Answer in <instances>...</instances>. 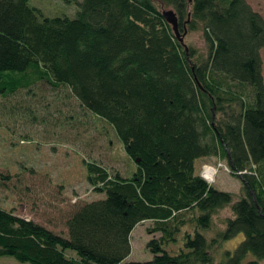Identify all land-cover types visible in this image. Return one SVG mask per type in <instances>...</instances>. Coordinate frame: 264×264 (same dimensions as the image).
<instances>
[{"label": "trees", "instance_id": "trees-1", "mask_svg": "<svg viewBox=\"0 0 264 264\" xmlns=\"http://www.w3.org/2000/svg\"><path fill=\"white\" fill-rule=\"evenodd\" d=\"M72 2V0H69ZM76 16H46L30 0H0V95L37 81L65 84L108 121L135 161L123 177L86 161L103 199L78 207L68 235L0 206V257L32 264H219L264 260V17L246 0H74ZM179 18L183 41L159 3ZM202 30L207 50L185 41ZM184 34V35H183ZM228 160L244 186L236 200L197 173ZM242 172V173H240ZM226 228L210 238L217 212ZM154 220L153 258L127 261L136 226ZM193 231H184L187 224ZM184 239L178 253L166 247ZM252 257V258H251Z\"/></svg>", "mask_w": 264, "mask_h": 264}, {"label": "rangeland", "instance_id": "rangeland-1", "mask_svg": "<svg viewBox=\"0 0 264 264\" xmlns=\"http://www.w3.org/2000/svg\"><path fill=\"white\" fill-rule=\"evenodd\" d=\"M264 17V0H246ZM46 16H76L79 5L72 0H30ZM161 10L173 9L158 2ZM185 41L198 53L205 54L206 41L202 30H189ZM264 75V48L261 51ZM86 161H95L113 173L131 177L137 169L126 153L114 127L88 110L71 88L39 80L8 96L0 95V206L35 220L47 228L68 235L67 220L78 207L103 199L89 182ZM217 169L211 183L220 190L230 191L236 200L245 194L242 181L228 171V160L220 156L197 160V173L204 167ZM232 205L217 212L206 234L212 238L226 228L233 217ZM154 220L139 223L132 233V253L127 261H147L153 258L148 243L162 236L155 232ZM193 231L187 224L184 231ZM244 234L213 251L219 262L224 250H234ZM166 247L172 253L184 248V239ZM252 258V257H251ZM0 264H32L12 256H1ZM260 264H264V260Z\"/></svg>", "mask_w": 264, "mask_h": 264}, {"label": "water", "instance_id": "water-1", "mask_svg": "<svg viewBox=\"0 0 264 264\" xmlns=\"http://www.w3.org/2000/svg\"><path fill=\"white\" fill-rule=\"evenodd\" d=\"M163 15L166 20L172 25L176 35L183 41V38L181 37L182 33L179 29V18L176 11L174 9L163 10Z\"/></svg>", "mask_w": 264, "mask_h": 264}, {"label": "bare ground", "instance_id": "bare-ground-1", "mask_svg": "<svg viewBox=\"0 0 264 264\" xmlns=\"http://www.w3.org/2000/svg\"><path fill=\"white\" fill-rule=\"evenodd\" d=\"M204 168H205V167H204ZM226 169H227L228 171L231 172L230 167H226ZM203 170H204V169H203ZM203 170H202V173H203ZM215 170H216V172H217V169H216V168L210 166V173H209V176H211L212 180H209L208 178L204 177L202 173H201V175H202L204 178H206L209 182H211V181L214 180V176H215L214 171H215ZM216 172H215V173H216ZM240 173H242V172H240Z\"/></svg>", "mask_w": 264, "mask_h": 264}, {"label": "built area", "instance_id": "built-area-1", "mask_svg": "<svg viewBox=\"0 0 264 264\" xmlns=\"http://www.w3.org/2000/svg\"><path fill=\"white\" fill-rule=\"evenodd\" d=\"M216 170L214 171L215 174ZM210 173V167L205 166L204 170H203V176L208 178L209 180H212L211 176H209Z\"/></svg>", "mask_w": 264, "mask_h": 264}]
</instances>
